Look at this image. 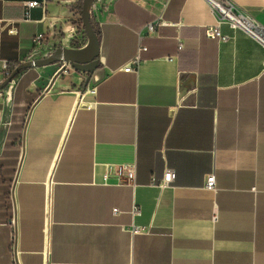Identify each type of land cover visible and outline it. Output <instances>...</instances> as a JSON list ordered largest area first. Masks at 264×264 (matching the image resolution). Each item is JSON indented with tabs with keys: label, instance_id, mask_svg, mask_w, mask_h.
Returning a JSON list of instances; mask_svg holds the SVG:
<instances>
[{
	"label": "crops",
	"instance_id": "0c3cea01",
	"mask_svg": "<svg viewBox=\"0 0 264 264\" xmlns=\"http://www.w3.org/2000/svg\"><path fill=\"white\" fill-rule=\"evenodd\" d=\"M26 1L0 0V82L38 34L43 50L86 42L79 0ZM232 1L264 25V0ZM93 17L101 80L67 68L46 89L58 65L30 67L0 99V264H264V47L225 22L226 41L206 37L204 0H105ZM125 162L132 184L104 179Z\"/></svg>",
	"mask_w": 264,
	"mask_h": 264
},
{
	"label": "built area",
	"instance_id": "2783aa9c",
	"mask_svg": "<svg viewBox=\"0 0 264 264\" xmlns=\"http://www.w3.org/2000/svg\"><path fill=\"white\" fill-rule=\"evenodd\" d=\"M105 0H95L92 5V10L96 8L97 3L104 2ZM140 2H146L147 0H139ZM206 4L208 5V8L210 9V12L214 16V22L209 25L204 26V34L206 37L210 39H215L219 41H226L228 39V36L223 34L220 31V24L221 23H228L233 28H239L246 32L249 36L254 38L256 41H258L263 47H264V25L258 21L253 15L243 11L240 9L237 4H235L232 0H204ZM43 4L42 1L38 0H29L25 2L26 9H30L36 6H41ZM26 10L25 15H28V11ZM78 19L80 20V14H78ZM167 24V22L162 18V15L156 16L153 20L146 23V32L148 35H152L157 30L158 26ZM9 33H14V28L9 29ZM42 36L41 34L36 35L33 38V45H34V51L33 54L36 56L39 52H41L43 49H41L42 45ZM182 48V43H178V49ZM143 50H146V47L142 44L138 45L137 48V54L134 58V62L136 65L139 63V53ZM264 65V62H263ZM17 65H14L11 69L8 65V62L4 60L2 62V70L4 74V79L8 77L12 70ZM67 68H70L68 66ZM66 69H64L62 72H65ZM72 68V67H71ZM74 69V68H73ZM124 71L132 70L133 67L130 65H126L122 68ZM14 83L8 84L7 86L0 89V99L4 96L7 97L8 91L12 89ZM90 91L93 93L95 91L94 86L91 87ZM136 175V164L135 162H125V163H118V164H106L105 165V171L103 173L104 179H108L110 176H114L118 183H130L132 184L134 182ZM175 178V172L171 168H166L163 173V177L160 180H152V184L158 186L160 189H163L170 185V183ZM205 188L210 191L216 190V180L214 172H211L206 175L205 177ZM49 204L50 200L47 198V209L46 214L49 212ZM117 208L113 209V212H116ZM140 213V208L137 205H133L132 208V215H138ZM146 228L144 226H133L132 232H143Z\"/></svg>",
	"mask_w": 264,
	"mask_h": 264
},
{
	"label": "water",
	"instance_id": "95a60500",
	"mask_svg": "<svg viewBox=\"0 0 264 264\" xmlns=\"http://www.w3.org/2000/svg\"><path fill=\"white\" fill-rule=\"evenodd\" d=\"M94 1L82 0L80 19L86 39L84 47L71 48L61 45L42 50L36 56L19 63L10 75L0 82V89L12 81L15 83L16 77L21 71L30 67H41L49 64H56L58 68L46 89H49L54 79L68 66L85 73L86 83L96 84L101 80L104 77V69L100 66L99 61L100 38L93 17L92 5ZM193 88L194 75L183 76L180 85L182 94ZM185 103H192V99L188 98Z\"/></svg>",
	"mask_w": 264,
	"mask_h": 264
},
{
	"label": "trees",
	"instance_id": "16d2710c",
	"mask_svg": "<svg viewBox=\"0 0 264 264\" xmlns=\"http://www.w3.org/2000/svg\"><path fill=\"white\" fill-rule=\"evenodd\" d=\"M81 5H82V0H79V1L77 2V13H78V14H80ZM80 22H81V19H80ZM81 25H82V24H81ZM81 33H82L83 38H85V35H84V32H83V28H82V26H81ZM74 45H75L76 47H79V46H80V44H78V43H76V42H74Z\"/></svg>",
	"mask_w": 264,
	"mask_h": 264
},
{
	"label": "rangeland",
	"instance_id": "374dc122",
	"mask_svg": "<svg viewBox=\"0 0 264 264\" xmlns=\"http://www.w3.org/2000/svg\"><path fill=\"white\" fill-rule=\"evenodd\" d=\"M79 23H80V25H81V22H80V20H79ZM81 26H82V25H81ZM70 69H71V70H74V69H73V68H71V67H70Z\"/></svg>",
	"mask_w": 264,
	"mask_h": 264
}]
</instances>
